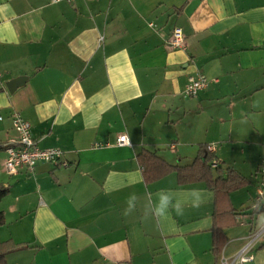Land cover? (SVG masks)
Instances as JSON below:
<instances>
[{
    "label": "crops",
    "instance_id": "obj_1",
    "mask_svg": "<svg viewBox=\"0 0 264 264\" xmlns=\"http://www.w3.org/2000/svg\"><path fill=\"white\" fill-rule=\"evenodd\" d=\"M175 27L184 48L168 46ZM198 74L209 84L185 96ZM14 111L63 160L9 175L0 150V241L18 245L5 264H220L264 225V193L251 208L264 163V0H0L1 144L16 137ZM121 134L131 143L117 145ZM209 145L223 177L245 179L228 197L175 172L146 181L137 160L149 151L185 166ZM161 189L183 200L201 189L206 201L157 221ZM248 254L243 264H264V231Z\"/></svg>",
    "mask_w": 264,
    "mask_h": 264
},
{
    "label": "built area",
    "instance_id": "obj_2",
    "mask_svg": "<svg viewBox=\"0 0 264 264\" xmlns=\"http://www.w3.org/2000/svg\"><path fill=\"white\" fill-rule=\"evenodd\" d=\"M57 1V0H55ZM72 2L73 0H66ZM102 39V38H100ZM171 49H180L185 47V39L181 30L177 27L173 28L168 41ZM209 84V80L202 74L189 76L188 81L183 89L185 96H194L199 90L204 89ZM12 128L16 133L14 139H10L6 144V159L3 162V168L9 175L16 174L20 171L32 172L38 163L57 164L63 160V152L57 147L40 148L30 134V124L17 111L11 114ZM128 140L125 134L118 135L116 144L119 146L127 145ZM207 152H212L213 147L207 146ZM219 163L213 160L212 167H218ZM260 171L262 179L256 189L254 200L251 204L252 209H257L264 193V163L261 164ZM239 219V217H238ZM264 231V225L251 234L240 248L238 253L231 258L222 257L220 264H243L251 260L252 256L248 254L252 244Z\"/></svg>",
    "mask_w": 264,
    "mask_h": 264
},
{
    "label": "trees",
    "instance_id": "obj_3",
    "mask_svg": "<svg viewBox=\"0 0 264 264\" xmlns=\"http://www.w3.org/2000/svg\"><path fill=\"white\" fill-rule=\"evenodd\" d=\"M6 148V143H0V150ZM137 160L142 168L143 175L146 181L156 180L170 172H175L177 182L181 185L190 184L194 182H204L210 189L215 191L219 197H228L229 193L236 190L245 183V179L240 177L232 170L227 171L225 177L221 174V169L214 167L212 169V162L215 160L214 154L207 152V150L199 154L190 164L185 166L169 165L163 159L158 157L153 152L142 151L137 155ZM8 187L0 184V200L8 193ZM234 217L238 215L233 210L225 211ZM5 223L4 215L0 212V226ZM218 237L219 229H214V243L215 250L218 251ZM18 245L11 242L0 241V264H5V255L14 250Z\"/></svg>",
    "mask_w": 264,
    "mask_h": 264
},
{
    "label": "clouds",
    "instance_id": "obj_4",
    "mask_svg": "<svg viewBox=\"0 0 264 264\" xmlns=\"http://www.w3.org/2000/svg\"><path fill=\"white\" fill-rule=\"evenodd\" d=\"M131 143L130 140L126 141ZM135 194H130L126 200L127 207L124 210V215L131 214L135 208ZM206 201L205 192L201 189H192L189 193L187 200L180 199L176 196L175 192L171 189H161L157 192L155 200L152 202L151 208V219L157 221L167 217L170 211H174L176 215L182 216L186 206L193 208H199ZM147 215L144 219H150ZM261 223L264 224V216L261 217Z\"/></svg>",
    "mask_w": 264,
    "mask_h": 264
},
{
    "label": "water",
    "instance_id": "obj_5",
    "mask_svg": "<svg viewBox=\"0 0 264 264\" xmlns=\"http://www.w3.org/2000/svg\"><path fill=\"white\" fill-rule=\"evenodd\" d=\"M26 76L17 77L14 79H11L6 83L7 90L12 93L14 92L19 86L23 85L26 80Z\"/></svg>",
    "mask_w": 264,
    "mask_h": 264
}]
</instances>
